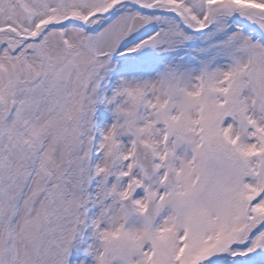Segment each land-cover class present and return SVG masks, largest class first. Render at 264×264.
Listing matches in <instances>:
<instances>
[{
	"label": "snow or ice",
	"instance_id": "obj_1",
	"mask_svg": "<svg viewBox=\"0 0 264 264\" xmlns=\"http://www.w3.org/2000/svg\"><path fill=\"white\" fill-rule=\"evenodd\" d=\"M0 264H264V0H0Z\"/></svg>",
	"mask_w": 264,
	"mask_h": 264
}]
</instances>
